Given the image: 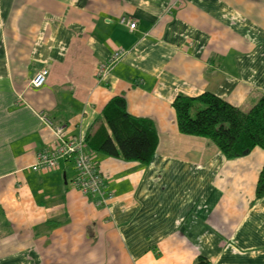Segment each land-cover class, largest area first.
Returning a JSON list of instances; mask_svg holds the SVG:
<instances>
[{
    "label": "crops",
    "instance_id": "0c3cea01",
    "mask_svg": "<svg viewBox=\"0 0 264 264\" xmlns=\"http://www.w3.org/2000/svg\"><path fill=\"white\" fill-rule=\"evenodd\" d=\"M203 92L242 111L263 95L264 0H0V264H264V149L227 158L180 132L173 99ZM114 95L153 122L148 163L87 146ZM56 126L92 151L106 204L72 160L31 169Z\"/></svg>",
    "mask_w": 264,
    "mask_h": 264
},
{
    "label": "trees",
    "instance_id": "16d2710c",
    "mask_svg": "<svg viewBox=\"0 0 264 264\" xmlns=\"http://www.w3.org/2000/svg\"><path fill=\"white\" fill-rule=\"evenodd\" d=\"M172 106L180 132L210 138L227 158L243 155L254 146L264 149V93L247 111L211 92L196 96L179 93ZM102 118L105 124L88 136V147L125 160L150 161L157 144L156 129L150 119L130 114L121 95H114L106 102ZM255 195H264V162ZM194 264L212 263L198 255Z\"/></svg>",
    "mask_w": 264,
    "mask_h": 264
},
{
    "label": "built area",
    "instance_id": "2783aa9c",
    "mask_svg": "<svg viewBox=\"0 0 264 264\" xmlns=\"http://www.w3.org/2000/svg\"><path fill=\"white\" fill-rule=\"evenodd\" d=\"M120 22L128 23L124 17ZM130 28L135 26L134 21L128 23ZM124 54L123 49H116L111 56L104 61L99 69L98 74L109 72ZM47 69L41 68L34 73L30 82L33 87H40L46 81ZM47 123H50L45 119ZM54 135L57 139L53 146L40 151L35 162L31 165L33 170H49L58 166L60 160H72L75 167V175L72 184L84 195L96 197L97 205L106 204L107 200L112 197V191L106 188L104 175L97 169L92 159V151L87 148L84 139L77 136H64L63 128L56 126Z\"/></svg>",
    "mask_w": 264,
    "mask_h": 264
}]
</instances>
